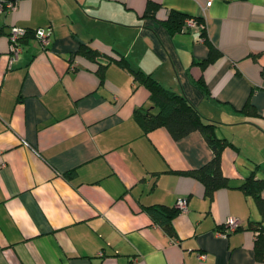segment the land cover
<instances>
[{
    "label": "crops",
    "instance_id": "1",
    "mask_svg": "<svg viewBox=\"0 0 264 264\" xmlns=\"http://www.w3.org/2000/svg\"><path fill=\"white\" fill-rule=\"evenodd\" d=\"M12 1L0 11V264H264L253 248L264 217L238 188L264 179V0ZM170 11L200 18L203 37L171 32ZM13 26L45 29L48 43L21 39L9 65ZM81 44L98 56L76 52ZM120 58L215 124L229 142L227 187L209 198L182 172L212 156L199 130L143 131L133 110L153 104ZM178 197L188 211L169 234L154 213ZM230 217L239 226L221 234Z\"/></svg>",
    "mask_w": 264,
    "mask_h": 264
},
{
    "label": "trees",
    "instance_id": "2",
    "mask_svg": "<svg viewBox=\"0 0 264 264\" xmlns=\"http://www.w3.org/2000/svg\"><path fill=\"white\" fill-rule=\"evenodd\" d=\"M155 8L156 4L147 2L144 15H154ZM186 17L187 16L179 12L170 11L165 20V25L171 32L180 31L183 28ZM197 20L201 21L200 18H197ZM200 32V36L203 37V29H201ZM30 35H35L34 30L27 29L25 34L19 37V42H21V39ZM213 50V48H210L208 57L200 62L202 66L214 57ZM76 52L92 60L98 56L96 50L85 44H81ZM118 63L132 74L137 85H142L148 90L149 100L153 104L152 107L156 108V110H153L152 107L145 108L139 106L133 110V117L139 122L143 131L147 132L157 127H164L173 139H178L193 130H199L210 146L212 156L198 168L188 169L182 172L183 174L198 179L203 184L205 194L209 198H211L215 189L227 187L229 182L228 178L222 174L220 157L223 148L228 145L229 142L225 138H219L215 135V124L204 120L199 111L182 93L162 85L149 73H145L139 69H133L123 58L118 59ZM197 81L202 84L201 77H199ZM241 111L249 112L250 106L246 103L241 108ZM238 188L255 199L260 213L262 217H264V197L261 196V191L264 190V179L255 178L251 175L245 178L243 182L238 185ZM156 208L158 207L154 209L157 210ZM177 212L175 203L174 206L161 205L160 209L154 213L153 219L163 226L169 234H172L171 217ZM253 248L256 259L264 260V230L259 229Z\"/></svg>",
    "mask_w": 264,
    "mask_h": 264
},
{
    "label": "built area",
    "instance_id": "3",
    "mask_svg": "<svg viewBox=\"0 0 264 264\" xmlns=\"http://www.w3.org/2000/svg\"><path fill=\"white\" fill-rule=\"evenodd\" d=\"M214 0H206L204 3V7H209ZM14 3L12 0H0V11L12 9ZM199 27L200 29L204 28V23L198 21L196 17L187 16L184 20L183 27ZM27 28L25 27H17L13 26L10 28L9 32L7 33L8 41L10 43V59L9 65L18 58V55L22 49V46L19 42V37L25 34ZM34 34L38 37L39 41L45 46L48 43L47 31L45 29H35ZM175 208L180 213H186L188 211V201L187 197H178L175 201ZM227 224L225 230L220 232L221 234H226L228 232L234 231L239 226V220L236 218L230 217L228 221L225 223ZM206 255L204 253H199L198 258L205 259Z\"/></svg>",
    "mask_w": 264,
    "mask_h": 264
},
{
    "label": "rangeland",
    "instance_id": "4",
    "mask_svg": "<svg viewBox=\"0 0 264 264\" xmlns=\"http://www.w3.org/2000/svg\"><path fill=\"white\" fill-rule=\"evenodd\" d=\"M153 110H156V108H153Z\"/></svg>",
    "mask_w": 264,
    "mask_h": 264
}]
</instances>
